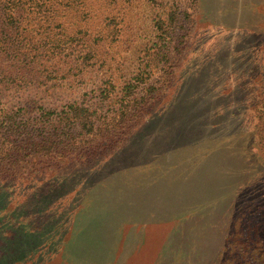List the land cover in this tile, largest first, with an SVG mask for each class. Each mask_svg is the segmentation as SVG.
Segmentation results:
<instances>
[{
	"label": "rangeland",
	"instance_id": "374dc122",
	"mask_svg": "<svg viewBox=\"0 0 264 264\" xmlns=\"http://www.w3.org/2000/svg\"><path fill=\"white\" fill-rule=\"evenodd\" d=\"M26 2V51L0 47L7 104L125 119L91 147L0 177V264H220L239 227L264 239V0H56L53 15ZM176 9L164 59L155 19ZM21 61L32 64L15 80ZM141 70L142 105L116 115Z\"/></svg>",
	"mask_w": 264,
	"mask_h": 264
},
{
	"label": "trees",
	"instance_id": "16d2710c",
	"mask_svg": "<svg viewBox=\"0 0 264 264\" xmlns=\"http://www.w3.org/2000/svg\"><path fill=\"white\" fill-rule=\"evenodd\" d=\"M26 1L33 2L36 10L47 11L48 15H53L57 11L56 0H51L50 4L49 0H6L7 7L6 11L4 10V16L7 21L0 22V47L6 49L4 56H9L11 59H13L15 50L19 51V54L26 51L24 48L26 38H20L18 26V20L22 17L27 19L24 13H30ZM3 6L0 5V8ZM155 25L157 27L156 53L168 59L179 25L178 9L171 11L167 17L156 18ZM45 41L53 43L54 48L52 49L55 53L61 47L59 43L61 39H54L48 35ZM32 60L37 59L32 58ZM31 64L23 61L15 62L18 76L14 79L26 78L25 71L30 69ZM148 73L146 70L139 71L135 74L134 81L124 86L123 94L119 98L122 110L116 115L122 114L126 117L129 111V116L133 115L137 106L142 105L141 102L145 96L140 95L141 83L147 81ZM28 74L33 75L32 72ZM11 77L12 74L9 75L7 70L0 72V177L6 176L9 168L12 171L18 170V172H26L32 168H44L54 161L52 159L57 149L60 148L65 153L74 143L77 144L76 149L81 145L85 148L89 147L90 144L93 145V141L105 137L114 124L116 126L125 119H117L114 115H103L98 108L93 109L90 105L79 102L69 103L61 111L42 107L41 117H32L26 107L21 106L14 109L7 104L3 91L10 87ZM148 88L152 89L154 85L144 87V90L147 91ZM260 100L264 110V92ZM260 133L264 142V126ZM40 137L43 139L39 140ZM72 139L73 143L69 144ZM248 227L245 228L246 232L248 229L247 234H242V228L239 227L236 233L241 232V234L237 235L236 239L231 237L226 243L228 248L237 253H234L233 257L225 256L229 257L226 259L219 258L220 264H264V239L255 234L256 230L252 234V228Z\"/></svg>",
	"mask_w": 264,
	"mask_h": 264
}]
</instances>
